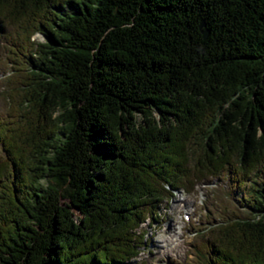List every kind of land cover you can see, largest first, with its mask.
Masks as SVG:
<instances>
[{
    "label": "trees",
    "instance_id": "trees-1",
    "mask_svg": "<svg viewBox=\"0 0 264 264\" xmlns=\"http://www.w3.org/2000/svg\"><path fill=\"white\" fill-rule=\"evenodd\" d=\"M7 72L0 264H131L213 181L176 264H264V0H0Z\"/></svg>",
    "mask_w": 264,
    "mask_h": 264
},
{
    "label": "rangeland",
    "instance_id": "rangeland-1",
    "mask_svg": "<svg viewBox=\"0 0 264 264\" xmlns=\"http://www.w3.org/2000/svg\"><path fill=\"white\" fill-rule=\"evenodd\" d=\"M66 11H69L67 9ZM43 35L35 34L33 40L42 41ZM9 72V71H8ZM0 73V92L4 90L3 81L5 80V76L8 75ZM0 153L1 150H0ZM226 186V184H221ZM209 186V187H208ZM220 183L218 181H213L207 184L208 192L202 186L197 187V192L195 194H185L181 193V190L174 193V198L172 201L167 204L165 207V203L161 202L159 207V211L162 214V218L164 220L163 226L160 229L154 228L153 226L149 227L146 223L141 228L148 231V235L150 240L148 241V246L146 249L143 247L140 250L139 258L141 257V261H146L149 264H176V262L183 263L185 259V254L188 251V244L191 241V237H193L192 233L188 230V225L192 222L198 224L201 220V213L205 214L204 210L205 205H202L205 198L208 202L211 194L216 193V190L219 188ZM212 189V192L209 191ZM183 200L189 201L187 208L184 210ZM201 206L203 208L199 209ZM200 211V212H199ZM190 214L191 222L183 223L182 215ZM76 215H79L77 211H75ZM180 239L181 242H178L177 245L173 246L174 241ZM171 245L173 249L169 250L168 247ZM167 247V248H166ZM166 248L165 250H162ZM161 251V252H159ZM164 252V253H163ZM139 262V260H137Z\"/></svg>",
    "mask_w": 264,
    "mask_h": 264
},
{
    "label": "bare ground",
    "instance_id": "bare-ground-1",
    "mask_svg": "<svg viewBox=\"0 0 264 264\" xmlns=\"http://www.w3.org/2000/svg\"><path fill=\"white\" fill-rule=\"evenodd\" d=\"M176 192V191H175ZM178 192V191H177ZM181 193H185V192H183V191H181ZM185 194H187V193H185ZM172 201V200H171ZM170 201V202H171ZM170 202H168V201H164L163 203H165V205L163 206V207H165L167 204H169ZM183 203H185L182 207L183 208H186L187 207V205L189 204V201L188 200H185V202H184V200H183ZM159 212V215H160V217L162 218V214H161V212L160 211H158ZM163 219V218H162ZM173 246H174V244H173ZM166 248H164V249H162V250H165ZM171 249H173L172 247H171ZM167 250V249H166ZM138 258L139 257H136V258H134V263H136L137 262V260H138Z\"/></svg>",
    "mask_w": 264,
    "mask_h": 264
},
{
    "label": "built area",
    "instance_id": "built-area-1",
    "mask_svg": "<svg viewBox=\"0 0 264 264\" xmlns=\"http://www.w3.org/2000/svg\"><path fill=\"white\" fill-rule=\"evenodd\" d=\"M138 260H139V262L141 261V257L140 258H138Z\"/></svg>",
    "mask_w": 264,
    "mask_h": 264
},
{
    "label": "water",
    "instance_id": "water-1",
    "mask_svg": "<svg viewBox=\"0 0 264 264\" xmlns=\"http://www.w3.org/2000/svg\"><path fill=\"white\" fill-rule=\"evenodd\" d=\"M205 34H207V33H205ZM205 34H204V37L206 36Z\"/></svg>",
    "mask_w": 264,
    "mask_h": 264
}]
</instances>
